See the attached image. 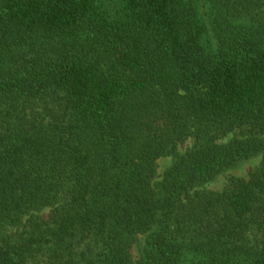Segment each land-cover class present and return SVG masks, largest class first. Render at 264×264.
Returning <instances> with one entry per match:
<instances>
[{
    "label": "trees",
    "instance_id": "16d2710c",
    "mask_svg": "<svg viewBox=\"0 0 264 264\" xmlns=\"http://www.w3.org/2000/svg\"><path fill=\"white\" fill-rule=\"evenodd\" d=\"M0 264H264V0H0Z\"/></svg>",
    "mask_w": 264,
    "mask_h": 264
},
{
    "label": "rangeland",
    "instance_id": "374dc122",
    "mask_svg": "<svg viewBox=\"0 0 264 264\" xmlns=\"http://www.w3.org/2000/svg\"><path fill=\"white\" fill-rule=\"evenodd\" d=\"M191 146V141L187 143V145L182 148L181 152H184L187 148ZM262 160V155H256L248 160H245L238 164L235 167H232L225 171L224 173L220 174L215 180L204 184L200 187V189L205 190H214V191H222L226 188L230 177L238 176V177H248L249 172L257 167ZM173 162L172 157H164L159 160V173L161 174L165 169H167ZM160 178H158L159 180ZM49 213L48 210L42 213L43 216H47ZM132 252L134 254L135 259L140 257V246L138 244L134 245L132 248Z\"/></svg>",
    "mask_w": 264,
    "mask_h": 264
}]
</instances>
